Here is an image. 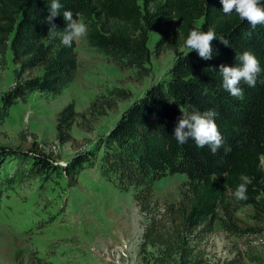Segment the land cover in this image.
<instances>
[{
  "label": "trees",
  "instance_id": "obj_1",
  "mask_svg": "<svg viewBox=\"0 0 264 264\" xmlns=\"http://www.w3.org/2000/svg\"><path fill=\"white\" fill-rule=\"evenodd\" d=\"M260 2L264 6V0ZM59 3L52 36L46 20L51 0H0L1 64L7 65L11 51L16 66L14 87L0 96V124L19 101L26 102L35 93L60 96L76 80L80 66L76 40L71 47L61 43L65 10L87 25L90 46L121 68L133 70L140 80L150 75V31L155 29L160 35L157 55L170 49L177 56L170 79L152 86L135 101L95 151L79 153L59 166L34 148L32 172L46 178L56 172L70 179L72 186L81 172L97 168L102 178L120 191L134 190V200L147 220L140 246L143 264H206V253L200 249L204 233H212L218 223L235 234L240 231L237 209H259L264 204V24L252 29L235 11L225 15L220 0ZM193 29L214 30L217 38L229 41V47L214 39L213 58L203 60L185 46ZM245 51L259 61L261 73L255 87L241 82L243 98H236L222 87L219 66H238L235 58ZM34 70L39 74L23 79L25 73ZM109 95L121 100L130 97L120 88ZM98 101L92 102L86 113L77 112L74 102L59 112L56 137L60 144L75 141L72 130L75 125H83L80 118L105 116L107 109L117 105L113 98L102 104ZM209 109L218 113L215 122L224 139L215 155L208 146L197 148L191 139L181 145L173 136L182 112L203 113ZM225 149L230 151L225 153ZM169 174H184L188 180L181 202L161 206L155 200V185ZM242 175L249 179L247 199L237 201L233 193L244 183ZM255 262L260 263L256 256L238 254L224 264Z\"/></svg>",
  "mask_w": 264,
  "mask_h": 264
},
{
  "label": "rangeland",
  "instance_id": "obj_2",
  "mask_svg": "<svg viewBox=\"0 0 264 264\" xmlns=\"http://www.w3.org/2000/svg\"><path fill=\"white\" fill-rule=\"evenodd\" d=\"M159 39L151 29L150 75L141 80L90 46L86 37L78 39L76 80L60 96L35 93L10 109L0 124V264H143L140 246L147 220L134 200V190L120 191L97 168L81 172L72 186L70 179L56 172L47 178L36 176L32 150L59 166L79 153L95 151L135 101L170 79L177 56L170 49L157 55ZM12 58L9 51L3 67L0 57V96L15 85ZM38 74L34 70L23 79ZM115 88L125 90L129 99L110 97ZM112 98L116 108L107 109L105 116L80 118L83 125L72 130L74 142L57 141V117L67 105L74 102L77 112L86 113L92 102ZM187 180L184 174H169L158 181L156 202L161 206L181 202ZM235 217L239 232L228 233L216 223L212 233H204L200 249L206 253V264H224L238 254L260 259L251 264H264V204L259 209L238 208Z\"/></svg>",
  "mask_w": 264,
  "mask_h": 264
},
{
  "label": "clouds",
  "instance_id": "obj_3",
  "mask_svg": "<svg viewBox=\"0 0 264 264\" xmlns=\"http://www.w3.org/2000/svg\"><path fill=\"white\" fill-rule=\"evenodd\" d=\"M222 4V12L225 15H230L235 11L239 18L246 20L255 29L258 24H264V6H261L260 0H220ZM61 4L59 0H51L49 7V15L46 20L51 25L49 35H55L56 26L52 23L53 19L60 13ZM63 18L66 21L64 34L61 38V43L65 47H71L75 40L84 38L88 34L87 25L73 18V13L70 10L63 12ZM214 39H219V42L226 47H229V41L224 37L217 38L214 30L198 31L191 30L185 46L191 50H195L198 56L203 60L213 58V49L211 42ZM238 66H219V73L222 76V87L229 92L230 95L236 98H243V89L240 87L241 82L248 87H255L257 78L261 73V67L256 57L248 51L243 52L239 57ZM264 83V81H261ZM182 112V110H181ZM218 115L214 110L209 109L203 113L193 112L186 114L182 112V117L178 119V123L174 128L175 140L183 145L191 139L195 142L197 148L208 146L213 155L223 147L224 139L215 122V117ZM230 149H225V153ZM226 175V174H225ZM244 181L238 185L233 193L237 201L247 199V176H241Z\"/></svg>",
  "mask_w": 264,
  "mask_h": 264
}]
</instances>
